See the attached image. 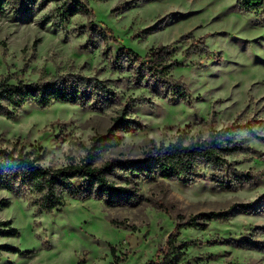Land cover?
Wrapping results in <instances>:
<instances>
[{
    "label": "rangeland",
    "instance_id": "374dc122",
    "mask_svg": "<svg viewBox=\"0 0 264 264\" xmlns=\"http://www.w3.org/2000/svg\"><path fill=\"white\" fill-rule=\"evenodd\" d=\"M86 1L91 15L63 22L61 7L81 0H33L28 9L5 0L0 8V83L74 75L112 90L102 105L31 104L0 114V146L39 150L44 167L61 168L79 163L92 139L125 112L131 129L113 132L118 146L95 158L100 167L113 159H142L151 141L187 144L237 120L254 129L237 135L248 151L227 160L241 171L264 172V12H241L236 0ZM161 46L175 50L170 76L182 80L189 98L170 100L135 85L116 61L123 48L144 59ZM201 171L187 186L140 180L132 205L107 206L88 196L70 198L51 213L0 190V222L18 232L0 237V245L19 250L2 252L0 264H145L159 256L178 224L229 210L227 220L179 230L176 264H264V178L227 191ZM254 202L251 212L234 208Z\"/></svg>",
    "mask_w": 264,
    "mask_h": 264
},
{
    "label": "trees",
    "instance_id": "16d2710c",
    "mask_svg": "<svg viewBox=\"0 0 264 264\" xmlns=\"http://www.w3.org/2000/svg\"><path fill=\"white\" fill-rule=\"evenodd\" d=\"M5 0H0V8ZM33 0H18L25 9L33 5ZM241 12H264V0H236ZM89 14L86 0L66 2L61 7L59 21L69 16ZM97 31V28H93ZM108 34L109 30H104ZM101 33V32H100ZM194 45L193 49H197ZM175 50L161 46L152 48L144 59L128 49H121L116 61L121 69L131 73L137 86H145L153 93H162L170 100L187 99L190 92L181 79H174L170 71L176 66L173 60ZM0 83V114L9 116L25 105H35L40 109L50 108L56 103L71 105H102L109 99L111 88L103 82L91 78L69 75L66 79L55 78L48 81L24 83L21 80ZM132 122L126 119L125 112L114 120L112 128L103 136L92 139L87 155L79 163H70L61 168L44 167L40 162L44 154L39 150H26L22 145L13 144L10 148L0 146V190L22 195L39 212L51 213L67 205L68 199L93 197L102 200L107 206L132 205L137 199L138 181L150 179L175 180L182 185L197 183L201 169L211 173L210 181L221 190H235L244 184H254L264 178V172L241 171L227 156H233L248 148L238 141L240 132L252 133L251 122L235 121L219 130L211 131L204 139L187 144L181 139L165 145L150 142L143 152L142 159L110 160L100 167L95 166V158L118 146L113 132L130 130ZM79 182V186H75ZM2 204L0 203V207ZM256 203L237 204L244 212H251ZM230 210L200 214L176 226L165 247L155 260L145 264H176L181 244L177 242L178 232L184 227H204L212 221L229 218ZM201 221V225L197 221ZM18 232L8 221L0 222V237L12 238ZM2 252L19 253V250L0 245ZM118 263V262H117ZM114 263V264H117Z\"/></svg>",
    "mask_w": 264,
    "mask_h": 264
},
{
    "label": "bare ground",
    "instance_id": "6f19581e",
    "mask_svg": "<svg viewBox=\"0 0 264 264\" xmlns=\"http://www.w3.org/2000/svg\"><path fill=\"white\" fill-rule=\"evenodd\" d=\"M194 83V82H193Z\"/></svg>",
    "mask_w": 264,
    "mask_h": 264
}]
</instances>
